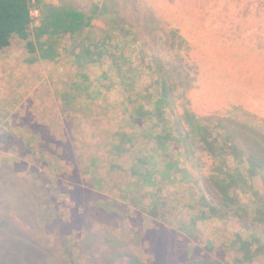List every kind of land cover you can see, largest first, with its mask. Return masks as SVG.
Segmentation results:
<instances>
[{
	"label": "rangeland",
	"instance_id": "rangeland-1",
	"mask_svg": "<svg viewBox=\"0 0 264 264\" xmlns=\"http://www.w3.org/2000/svg\"><path fill=\"white\" fill-rule=\"evenodd\" d=\"M148 3L161 18L163 31H141L142 36L128 47L136 28L126 41L117 28L113 30L117 37L110 42V47L117 46L115 53L129 56L142 48L148 54L155 50L165 54L168 47L158 46L160 41L152 45L153 36L176 28L186 41L181 51L195 67L191 64V73L196 69L187 91L190 107L204 114L234 107L251 112L247 82L239 92L229 81L238 77L234 68L246 65L244 56L250 58L245 53H251L253 43L257 48L264 45L258 36L264 29V0H127L122 12L131 14L135 6L143 10ZM33 15L37 25L38 11ZM204 15L209 21L203 20ZM212 26L223 27L213 32ZM70 44L66 37L57 39L56 54L48 59L39 50L29 52L25 41L14 35L0 50V215L11 221L0 224L2 264H18L31 253L32 262H36L34 253L38 255H34L38 264L49 260L53 264H264V252L250 261L239 260L241 254L230 246L235 230L228 221L198 222L193 237L176 224L165 223L177 235L167 244L168 250L151 255L144 232L160 230L156 225L160 221L149 218L139 201L132 203L137 192L121 188L134 179L128 171L130 151L114 162L110 145V132L129 129L120 118L125 117L121 107L114 103L119 91L92 100L78 96L64 100L76 71ZM175 46L177 51L179 45ZM94 67L90 64L89 69ZM109 73L117 77L113 69ZM151 79L144 74L137 81L146 85ZM222 85H226L223 96L217 97ZM115 138L113 144L122 139ZM177 159L182 162L183 157ZM113 162L120 171L112 168ZM98 182L100 191L94 190ZM102 206L113 212H104Z\"/></svg>",
	"mask_w": 264,
	"mask_h": 264
},
{
	"label": "trees",
	"instance_id": "trees-1",
	"mask_svg": "<svg viewBox=\"0 0 264 264\" xmlns=\"http://www.w3.org/2000/svg\"><path fill=\"white\" fill-rule=\"evenodd\" d=\"M126 1L0 0V50L15 35L25 41L29 52L39 50L51 59L56 54L55 41L66 37L71 42V62L75 63L76 71L63 99L72 101L78 96L92 100L118 89L120 98L114 103L121 107L125 117L120 118L129 129L110 132V145L115 151L114 162L119 154L130 151L128 171L134 179L121 188L141 194L134 196L132 203L139 201L149 218L160 221L156 224L160 230L144 232L151 255L168 250L167 244L177 235L176 230L175 233L167 230L170 228L165 223L176 224L178 230L193 237L198 222L228 221L235 230L230 246L241 254L240 261H250L264 252V107L257 105L255 98L264 97V45L257 48L253 43L251 53H245L250 58L244 56L246 65L234 68L238 77L229 81L239 92L247 82L252 111L234 107L221 113H199L189 105L187 91L194 82L196 69L192 74V63L187 53L181 51L186 49V41L178 29L153 36L152 45L160 41L158 46L168 47L162 55L157 50L148 54L139 48L126 56L124 51L115 53L116 45L110 47L117 37L113 34L117 28L124 41L130 38L131 29L136 28L126 44L128 47L142 36L141 31L150 33L154 28L163 31L153 5L148 3L143 10L135 6L127 14L125 10L122 12ZM34 11L39 14L37 25L33 24ZM203 20L209 21L206 15ZM220 27L223 26H212L213 32ZM92 29L99 33L93 36ZM258 36L264 43V29ZM138 44L141 47L143 42ZM176 44L179 48L174 51ZM90 64L96 67L89 69ZM110 69L115 71L116 78L109 73ZM144 74L152 78L146 85L137 81ZM225 87L219 86L217 97L223 96ZM117 136L122 139L113 144ZM178 156L183 157L182 162ZM112 168L121 170L117 163ZM94 190H102L100 182ZM101 209L113 212L103 206ZM184 209L191 213L183 214ZM0 224L10 225V217L0 215ZM34 250L40 252L33 249V253ZM31 255L18 264H38L36 254L33 255L36 262L31 261Z\"/></svg>",
	"mask_w": 264,
	"mask_h": 264
},
{
	"label": "crops",
	"instance_id": "crops-1",
	"mask_svg": "<svg viewBox=\"0 0 264 264\" xmlns=\"http://www.w3.org/2000/svg\"><path fill=\"white\" fill-rule=\"evenodd\" d=\"M255 98L258 100L257 105L260 103L264 107V97H255ZM253 101H254V97L252 98V102ZM252 105H253V103H252Z\"/></svg>",
	"mask_w": 264,
	"mask_h": 264
}]
</instances>
